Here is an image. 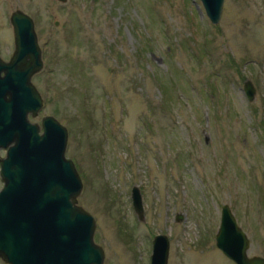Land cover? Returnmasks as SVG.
Returning a JSON list of instances; mask_svg holds the SVG:
<instances>
[{"label":"rangeland","instance_id":"rangeland-1","mask_svg":"<svg viewBox=\"0 0 264 264\" xmlns=\"http://www.w3.org/2000/svg\"><path fill=\"white\" fill-rule=\"evenodd\" d=\"M16 10L34 20L44 60L31 121L67 128L105 264H151L157 235L168 264H235L216 245L224 205L249 256L264 257V0H225L218 25L200 0H0L5 61Z\"/></svg>","mask_w":264,"mask_h":264},{"label":"water","instance_id":"water-1","mask_svg":"<svg viewBox=\"0 0 264 264\" xmlns=\"http://www.w3.org/2000/svg\"><path fill=\"white\" fill-rule=\"evenodd\" d=\"M200 1L209 20L218 25L225 0ZM10 22L15 49L9 61L0 56V259L6 264H105V251L95 242L96 221L78 204L83 182L66 157L67 128L53 116L41 124L30 118L44 105L32 81L44 69L36 25L21 10L12 12ZM243 90L254 102L257 90L251 80ZM132 202L143 221L145 207L137 186ZM221 212L218 249L235 264H264V257L249 256L252 241L231 208L224 205ZM182 219L177 216V222ZM169 254L168 237L157 235L151 264H168Z\"/></svg>","mask_w":264,"mask_h":264},{"label":"flooded vegetation","instance_id":"flooded-vegetation-1","mask_svg":"<svg viewBox=\"0 0 264 264\" xmlns=\"http://www.w3.org/2000/svg\"><path fill=\"white\" fill-rule=\"evenodd\" d=\"M3 153H4V154H3ZM1 154L6 155V152L1 151ZM0 171H1V166H0Z\"/></svg>","mask_w":264,"mask_h":264}]
</instances>
